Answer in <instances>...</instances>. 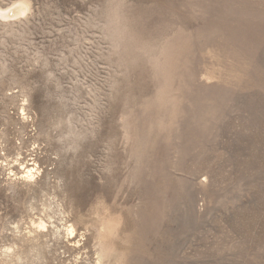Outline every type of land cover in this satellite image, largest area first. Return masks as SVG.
I'll return each instance as SVG.
<instances>
[{"label": "rangeland", "instance_id": "obj_1", "mask_svg": "<svg viewBox=\"0 0 264 264\" xmlns=\"http://www.w3.org/2000/svg\"><path fill=\"white\" fill-rule=\"evenodd\" d=\"M0 264H264V0H0Z\"/></svg>", "mask_w": 264, "mask_h": 264}, {"label": "bare ground", "instance_id": "obj_2", "mask_svg": "<svg viewBox=\"0 0 264 264\" xmlns=\"http://www.w3.org/2000/svg\"><path fill=\"white\" fill-rule=\"evenodd\" d=\"M23 9H24V10L26 9L25 5H24ZM29 171H30V170H29ZM28 173H29V172H28Z\"/></svg>", "mask_w": 264, "mask_h": 264}, {"label": "clouds", "instance_id": "obj_3", "mask_svg": "<svg viewBox=\"0 0 264 264\" xmlns=\"http://www.w3.org/2000/svg\"><path fill=\"white\" fill-rule=\"evenodd\" d=\"M69 230H71V226L69 227Z\"/></svg>", "mask_w": 264, "mask_h": 264}]
</instances>
